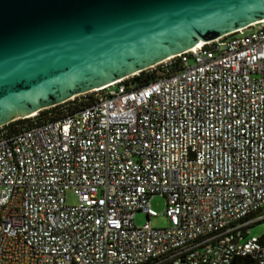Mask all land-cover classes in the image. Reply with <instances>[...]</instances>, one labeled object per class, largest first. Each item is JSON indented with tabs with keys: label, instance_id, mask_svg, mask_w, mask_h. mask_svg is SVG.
<instances>
[{
	"label": "built area",
	"instance_id": "2783aa9c",
	"mask_svg": "<svg viewBox=\"0 0 264 264\" xmlns=\"http://www.w3.org/2000/svg\"><path fill=\"white\" fill-rule=\"evenodd\" d=\"M143 70L0 125V264H264V19Z\"/></svg>",
	"mask_w": 264,
	"mask_h": 264
},
{
	"label": "water",
	"instance_id": "95a60500",
	"mask_svg": "<svg viewBox=\"0 0 264 264\" xmlns=\"http://www.w3.org/2000/svg\"><path fill=\"white\" fill-rule=\"evenodd\" d=\"M264 19V0H0V125Z\"/></svg>",
	"mask_w": 264,
	"mask_h": 264
},
{
	"label": "trees",
	"instance_id": "16d2710c",
	"mask_svg": "<svg viewBox=\"0 0 264 264\" xmlns=\"http://www.w3.org/2000/svg\"><path fill=\"white\" fill-rule=\"evenodd\" d=\"M175 66H179L178 59L175 58L174 61ZM155 76L154 71L141 70L137 75L133 77L134 80H147L151 79ZM91 98V94L86 93L85 95H78L74 97V99L67 100L63 103H59L50 107L42 108L36 114L35 119L44 120L45 118L53 116V114L60 113L63 108H67L69 110H73L79 106L85 105L89 102ZM32 121L31 117H22L9 121L8 123L3 125V128L6 131H14L17 129H21L22 127L27 126ZM231 264H253V260L249 256L238 255L235 256L232 260Z\"/></svg>",
	"mask_w": 264,
	"mask_h": 264
},
{
	"label": "rangeland",
	"instance_id": "374dc122",
	"mask_svg": "<svg viewBox=\"0 0 264 264\" xmlns=\"http://www.w3.org/2000/svg\"><path fill=\"white\" fill-rule=\"evenodd\" d=\"M67 200L69 202H75L76 198L70 192L67 193ZM151 207L157 212V215L150 217V224L155 227H163L168 225L167 219L164 216L165 198L161 195H153L150 200ZM135 223L142 225L145 222L146 216L143 212H136ZM264 231V221H260L252 225L249 229V233L253 235H261Z\"/></svg>",
	"mask_w": 264,
	"mask_h": 264
},
{
	"label": "bare ground",
	"instance_id": "6f19581e",
	"mask_svg": "<svg viewBox=\"0 0 264 264\" xmlns=\"http://www.w3.org/2000/svg\"><path fill=\"white\" fill-rule=\"evenodd\" d=\"M28 115H30V114H28Z\"/></svg>",
	"mask_w": 264,
	"mask_h": 264
}]
</instances>
